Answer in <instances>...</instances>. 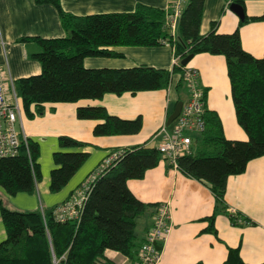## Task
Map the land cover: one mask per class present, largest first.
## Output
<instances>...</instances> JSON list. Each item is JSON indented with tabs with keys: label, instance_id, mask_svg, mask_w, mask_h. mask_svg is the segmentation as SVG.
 I'll use <instances>...</instances> for the list:
<instances>
[{
	"label": "trees",
	"instance_id": "16d2710c",
	"mask_svg": "<svg viewBox=\"0 0 264 264\" xmlns=\"http://www.w3.org/2000/svg\"><path fill=\"white\" fill-rule=\"evenodd\" d=\"M34 1L52 4L67 34L19 39L33 41L39 47L32 57L39 62L40 72L13 81L28 118L42 114L44 103L99 99L107 93L165 90L173 74L178 75L176 93L184 91L181 65H174L171 70L147 65L84 66L85 57L122 56L110 50L112 46L167 43L180 59L190 53L219 54L225 58L235 119L247 139H228L217 112L206 110L205 128L191 134L190 152L178 158V170L206 184L216 198L218 211L227 212L224 195L228 177L241 174L250 160L264 155V57H255L243 49L238 28L231 33H219L215 20L208 32L201 34L204 0H188L178 20L175 40L163 27V9L137 4L128 12L74 15L62 9L60 0ZM245 1L229 0V4L237 3L245 9ZM249 21H264V11L258 16L245 14L239 25ZM76 116L97 120L92 130L95 136L135 134L142 126L140 116L120 118L101 105L78 106ZM59 145L76 147L81 143L69 136H60ZM38 156V143L21 137L15 155L0 157V187L7 195L36 191L41 177ZM87 157L88 153L83 151H55L49 190L62 189ZM161 160L156 147L140 144L122 149L118 158L90 183L78 220L57 221L54 213L57 205L34 210L12 209L0 194V217L5 230V238L0 241V264H111L105 256L106 250L133 258L139 246L134 232L136 219L152 205L139 200L129 190L127 180L142 178L146 170ZM73 194L74 191L67 199ZM228 215L235 225L250 222L236 212ZM214 217L215 212L208 219V229L216 234ZM222 264L250 263L242 260L238 247H227Z\"/></svg>",
	"mask_w": 264,
	"mask_h": 264
},
{
	"label": "crops",
	"instance_id": "0c3cea01",
	"mask_svg": "<svg viewBox=\"0 0 264 264\" xmlns=\"http://www.w3.org/2000/svg\"><path fill=\"white\" fill-rule=\"evenodd\" d=\"M169 0H60L64 11L74 15L93 13L128 12L137 4L164 9ZM245 14L258 16L264 11V0H246ZM218 21L219 33L239 30L240 42L255 57H264V21H249L239 25V17L229 9V0H204L200 33L210 29L212 21ZM58 11L49 3L38 4L34 0H0V68L8 85V98L12 100L10 79L13 81L40 72L39 62L32 57L39 50L33 41H19L22 37H63ZM110 50L121 53L118 57H94L83 59L87 68H126L147 65L170 70L173 48L167 43L156 46H112ZM198 72L200 86L204 89L206 110L216 111L224 134L228 139L245 140L246 133L237 124L232 103L230 83L225 58L219 54L198 53L187 64ZM177 74L171 77V85L163 90L107 93L99 99H80L76 102L44 103L43 113L28 118L22 102L21 119L16 121L20 133L39 145L40 180L32 194L18 192L7 195L0 187L6 205L12 209L34 210L50 208L65 201L86 177L97 169L111 151H119L134 145L156 147L157 134L174 107L178 96L186 98V90L177 94L174 86ZM82 105H101L108 113L120 118L140 116L142 126L135 134L95 136L92 133L97 120L79 119L76 108ZM60 136H69L80 146L61 147ZM55 151H83L87 159L57 192L49 190L50 171L55 166ZM129 190L141 201L151 203L150 209L136 219V243L139 245L152 223L156 205L169 202L171 206V230L156 264H222L227 247H238L244 262H264V155L250 160L244 172L229 176L224 195L226 211H218L216 198L203 182L170 168L162 159L155 167L146 170L140 179L127 180ZM232 209L249 223L232 224L228 213ZM215 212L216 234L208 229L209 217ZM5 230L0 217V241ZM111 264H136L133 258L117 251L106 250Z\"/></svg>",
	"mask_w": 264,
	"mask_h": 264
},
{
	"label": "built area",
	"instance_id": "2783aa9c",
	"mask_svg": "<svg viewBox=\"0 0 264 264\" xmlns=\"http://www.w3.org/2000/svg\"><path fill=\"white\" fill-rule=\"evenodd\" d=\"M187 3L188 0H169L163 9V27L174 40L177 39L178 20ZM180 62L181 59L174 55L172 67L181 65ZM182 79L187 96L182 101L181 110L169 125H166V121H164L157 132L161 137L157 149L162 159L172 169H178V158L190 152L191 134L199 133L205 128L206 102L204 89L199 84L197 70L188 65L182 66ZM10 85L12 100L8 98V85L0 68V157L15 155L20 138L27 139V136L20 133L16 128V121L21 119V108L12 79H10ZM170 85L171 81L168 88ZM120 153L121 150L111 151L104 157L95 173L84 180L81 187L74 191L72 197L56 206L54 213L57 221L64 222L68 219H79L90 183L102 169L111 165ZM229 211L235 214L234 210L230 209ZM237 220L242 221L241 218H237ZM170 230V203L167 201L160 202L156 205L152 223L138 246L136 264H156L161 258V251Z\"/></svg>",
	"mask_w": 264,
	"mask_h": 264
},
{
	"label": "water",
	"instance_id": "95a60500",
	"mask_svg": "<svg viewBox=\"0 0 264 264\" xmlns=\"http://www.w3.org/2000/svg\"><path fill=\"white\" fill-rule=\"evenodd\" d=\"M229 9L232 12H234L239 17V19L241 21L244 20L245 10L241 5H239L237 3H230ZM192 56H193V54L190 53V54L186 55L183 59H181V62H180L181 65L182 66L187 65L188 62L190 61V59L192 58ZM181 107H182V101L181 100L176 101L172 111L167 116L166 125H169L174 120V118H176V116L179 114V112L181 110ZM157 247L160 248V246H158V245H157Z\"/></svg>",
	"mask_w": 264,
	"mask_h": 264
},
{
	"label": "rangeland",
	"instance_id": "374dc122",
	"mask_svg": "<svg viewBox=\"0 0 264 264\" xmlns=\"http://www.w3.org/2000/svg\"><path fill=\"white\" fill-rule=\"evenodd\" d=\"M230 96H231V95H230ZM232 103H233V102H232ZM172 109H173V108H171V111H172ZM169 129H170V127H169ZM243 131H244V130H243Z\"/></svg>",
	"mask_w": 264,
	"mask_h": 264
}]
</instances>
